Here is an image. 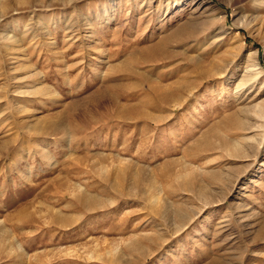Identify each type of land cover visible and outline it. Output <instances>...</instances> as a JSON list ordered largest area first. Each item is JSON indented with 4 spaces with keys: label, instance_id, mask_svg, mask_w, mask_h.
I'll use <instances>...</instances> for the list:
<instances>
[{
    "label": "rangeland",
    "instance_id": "374dc122",
    "mask_svg": "<svg viewBox=\"0 0 264 264\" xmlns=\"http://www.w3.org/2000/svg\"><path fill=\"white\" fill-rule=\"evenodd\" d=\"M263 110L264 2L0 0V264H264Z\"/></svg>",
    "mask_w": 264,
    "mask_h": 264
},
{
    "label": "bare ground",
    "instance_id": "6f19581e",
    "mask_svg": "<svg viewBox=\"0 0 264 264\" xmlns=\"http://www.w3.org/2000/svg\"><path fill=\"white\" fill-rule=\"evenodd\" d=\"M260 2H264L263 0H255V3H256V5H259V3ZM220 19H222L223 20V25H221V28H224L226 31H227V25H226V23L224 22V17H221ZM209 20V19H208ZM240 20L242 21L241 22V26H248L250 23H251V20L252 19H249V17L248 16H242V17H240ZM240 20H238V22H237V24L240 22ZM210 22V21H209ZM220 28V29H221ZM249 29H251V28H249L248 27V30ZM223 32V31H222ZM256 55H257V51H254V52H252V53H250L249 54V56L251 57V59L253 60L252 61V64H251V67L254 69V70H256V71H258L260 68H258L259 66H258V64H255V57H256ZM248 56V57H249ZM258 73H260V72H257L256 74H258ZM256 76V75H255ZM248 77V76H247ZM250 77V76H249ZM248 77V78H249ZM252 77V79H253V76H251ZM247 78V79H248ZM251 79V78H250ZM251 79V80H252ZM244 80V79H243ZM242 80V81H243ZM248 81L247 80H245V81H243V82H240V86H244L246 83H247ZM238 85V86H239ZM261 116H262V118H264V110L262 111V113H261ZM262 142V141H261ZM261 142H259L258 143V145H261ZM257 146V145H256ZM250 148H253V147H250ZM251 150V149H250ZM253 150V152H255L254 153V155L252 156L254 159H256V157L258 156V154L260 153L259 152V150L256 148V150L254 151V149H252ZM251 154V153H250ZM213 203L212 202H209V201H204L203 202V205H204V208H205V206H209V205H212ZM201 209H202V206H201ZM170 211V210H169ZM197 211H194V210H185L184 211V213L183 212H181V211H179V212H177L176 211V213H175V215H176V217H179V219H181V221H182V219H183V217L186 219H183L184 220V222H182L180 225L181 226H184L185 224H187L188 222H189V220L191 219H193L194 218V216L195 215H197ZM185 215H189V217L188 216H185ZM194 220V219H193ZM178 229H180V226H178ZM176 231V230H175ZM179 231V230H178ZM263 232H264V230H263ZM216 264V261H213V264Z\"/></svg>",
    "mask_w": 264,
    "mask_h": 264
}]
</instances>
